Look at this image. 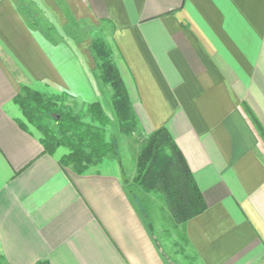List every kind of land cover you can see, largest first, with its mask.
<instances>
[{"label": "crops", "instance_id": "0c3cea01", "mask_svg": "<svg viewBox=\"0 0 264 264\" xmlns=\"http://www.w3.org/2000/svg\"><path fill=\"white\" fill-rule=\"evenodd\" d=\"M37 6L57 41L29 24ZM86 19L107 27L140 128H168L203 193L186 258L264 264V0H0V264H169L124 164L68 170L14 100L101 99L91 39L64 33Z\"/></svg>", "mask_w": 264, "mask_h": 264}, {"label": "trees", "instance_id": "16d2710c", "mask_svg": "<svg viewBox=\"0 0 264 264\" xmlns=\"http://www.w3.org/2000/svg\"><path fill=\"white\" fill-rule=\"evenodd\" d=\"M70 24L74 19L68 14ZM90 52L97 63L103 83L110 85L113 114L121 132L127 136L138 129L139 119L128 90L112 59V47L103 36L91 40ZM24 115L42 132L45 152L54 154L61 146L70 153L61 159L64 167L72 165L76 173H83L91 165L107 157L120 160L118 146L107 139L106 126L112 123L99 100L79 108L67 94H48L23 86L14 96ZM90 116L91 122L83 119ZM121 161V160H120ZM134 181L146 194H155L167 210L176 228L186 238L188 220L203 212L206 202L198 187L186 157L167 127H160L144 137L136 158ZM35 264H50L38 261Z\"/></svg>", "mask_w": 264, "mask_h": 264}, {"label": "rangeland", "instance_id": "374dc122", "mask_svg": "<svg viewBox=\"0 0 264 264\" xmlns=\"http://www.w3.org/2000/svg\"><path fill=\"white\" fill-rule=\"evenodd\" d=\"M66 12H67V10H66ZM26 17H27V15H26ZM33 17H35V18H32V17L27 18L29 24L32 26L39 27L47 35H52L54 38V41H57L58 37L56 34L55 24L52 21H50L48 16L43 15V13L40 11L39 6L36 7V16H33ZM84 21H87V22H85L86 24L84 23V25H82L81 23H79L80 27L77 30L76 29L72 30V26H69V29L64 31V33L71 38L74 37V35H75V37L80 38V39L85 38V39H89V40L91 39L92 40L96 36H103L106 40H108V36H107L108 30H106L107 29L106 25H104V24L99 25V23L95 24L93 22H89V20H87V19ZM80 22H83V21H80ZM69 41H73V40H69ZM74 42H75V40H74ZM111 47H112V45H111ZM112 51H113L112 59L115 63L114 50L112 49ZM93 61L95 62L94 73H95V76L98 80V84L100 86V90H101V94H102L101 99L99 101L102 102L104 111L110 117H113L112 123L106 126V129H107L106 136H107V139L109 141H113L118 146V150H119V154H120L119 157H120L122 165L124 164V166H123L124 173L128 178L131 179L128 182V185H129V190H131V195L134 199V202L137 204L138 207L140 206L143 208L142 212L144 213V216L146 217V221L148 223H149V221H151L153 225L154 224L156 225V223H159L160 225H162L161 227L165 228L164 231L162 230L161 234H159V233H156V234H157V237L160 240V242L163 244L162 247H163L164 252H165L166 260L168 261L169 264H200L197 260L194 259L193 255H191V258H186L187 257L186 255L187 254L189 255L190 252L181 251V243L184 239L183 233L179 228L175 227V224L171 220L170 215L167 212V210H164L162 208V202L158 199V197L155 194H146V193L142 192V189L139 186V184L134 181V177H135L136 171H137L136 158H138V153H139V150L141 148V144L144 141V137L148 136V134H150L152 131L148 132V133L144 132L140 128V123H139L138 129L135 130V132H133L132 135L130 134L129 136H127L121 132V130L117 124V119L113 114V108H112L111 102H110V96L112 95V88L110 85H106L105 83L102 82V80L99 77V72L97 71L98 70L97 69V63L94 59H93ZM118 70H119V68H118ZM119 72H120V70H119ZM121 77H122V74H121ZM22 87H21V89H22ZM44 93H46V92H44ZM48 94H54V93H48ZM128 94H129V92H128ZM86 105H87V103H78L79 108H82V107L86 108ZM133 108H134V106H133ZM134 110H135V108H134ZM135 112H136V110H135ZM23 115H24V113H23ZM24 117L26 118L27 122L29 124H31L32 126H34V128H36L41 133V135L43 136L42 132L37 128V126L35 124L31 123L25 115H24ZM83 120L86 122H91L90 116L85 117ZM61 147H64L67 150V152L64 154L63 157L67 156L71 152L68 147H66V146H61ZM111 157H113V156H111ZM107 158H109V157H107ZM102 161H100V162H102ZM100 162H98V163H100ZM94 165H96V164H94ZM91 166H93V165H91ZM67 169L74 171L72 165L67 167ZM132 179H133L134 184L131 183ZM146 215H148V217ZM182 244L184 245V243H182ZM179 247H180V249H179Z\"/></svg>", "mask_w": 264, "mask_h": 264}]
</instances>
